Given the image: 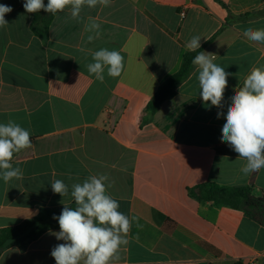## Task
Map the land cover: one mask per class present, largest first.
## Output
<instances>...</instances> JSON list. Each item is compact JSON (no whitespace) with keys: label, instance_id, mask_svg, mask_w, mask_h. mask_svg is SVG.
Returning a JSON list of instances; mask_svg holds the SVG:
<instances>
[{"label":"crops","instance_id":"1","mask_svg":"<svg viewBox=\"0 0 264 264\" xmlns=\"http://www.w3.org/2000/svg\"><path fill=\"white\" fill-rule=\"evenodd\" d=\"M111 0L85 6L80 20L70 7L54 15L45 37L31 30L25 0L12 7L0 28V123L13 120L30 131L32 147L13 157L22 179L0 178V230L34 217L40 208L73 200L51 184L101 174L108 193L132 221L114 264H264V168L245 176L238 157L220 140L233 89L253 66L264 65V44L244 29L264 28V0ZM95 20L93 42L85 25ZM195 35L201 51L231 73L222 107L199 96L196 66L154 115L147 104L174 73ZM102 48L124 57L119 77L100 82L87 69ZM108 182H106L107 184ZM214 183L249 186L261 206L253 211L200 200L190 190ZM53 229L24 247L0 253V264H56Z\"/></svg>","mask_w":264,"mask_h":264},{"label":"clouds","instance_id":"2","mask_svg":"<svg viewBox=\"0 0 264 264\" xmlns=\"http://www.w3.org/2000/svg\"><path fill=\"white\" fill-rule=\"evenodd\" d=\"M111 0H25L23 7L29 14L43 10L56 15L70 7L73 20H80L83 8H95L97 5L108 7ZM12 7L0 4V28L9 23L5 15L12 12ZM85 31L90 33L87 39L93 42L101 34V25L95 20L85 25ZM249 41L264 44V28L248 27L243 31ZM201 37L193 36L186 44L189 51H197L201 47ZM214 54L200 51L192 60L196 66L199 96L205 104L222 107L224 93L228 86L231 73L224 67L214 63ZM93 63L87 65L88 72L95 79L103 82L105 71L110 77H119L124 70V57L119 51L102 48L92 53ZM230 97L226 114L218 112L225 123L221 129L220 140L243 159L240 171L250 175L264 168V65L253 66L246 75L243 84H238ZM32 147L30 131L21 127L13 120L0 123V178L5 183L13 179H22L23 170L14 167L11 161L14 154ZM106 182H108L106 184ZM51 184L54 194L61 197L70 195L76 207L66 204L59 216H53L58 221L59 232L53 233L57 244L51 251L56 264H114L120 259L119 250L126 246V238L132 225L131 219L120 212L118 201L107 191L111 182L107 175H93L82 183L67 185L63 180L56 179Z\"/></svg>","mask_w":264,"mask_h":264},{"label":"trees","instance_id":"3","mask_svg":"<svg viewBox=\"0 0 264 264\" xmlns=\"http://www.w3.org/2000/svg\"><path fill=\"white\" fill-rule=\"evenodd\" d=\"M220 2L219 0H215ZM47 4V0H44ZM221 3V2H220ZM54 15L41 10L34 13L31 23L32 32L38 37H45L48 25ZM198 49L195 52L184 54L179 70L172 74L154 93L146 111L150 115H154L160 105L167 99L171 98L176 87L187 77L192 70V60L201 51ZM19 153V152H18ZM18 153H15L16 156ZM200 200L212 201L220 205H225L233 209H240L246 212L256 210L261 206L262 199L255 198L252 195V189L249 186L241 187H224L214 183L203 184L190 190V193L195 194ZM72 208L76 207L74 200L68 205ZM62 208H40L37 214L19 224L0 230V253L11 247H24L32 241H35L46 232L58 229V221L53 219V216H59Z\"/></svg>","mask_w":264,"mask_h":264},{"label":"built area","instance_id":"4","mask_svg":"<svg viewBox=\"0 0 264 264\" xmlns=\"http://www.w3.org/2000/svg\"><path fill=\"white\" fill-rule=\"evenodd\" d=\"M248 264H256L255 261H250Z\"/></svg>","mask_w":264,"mask_h":264}]
</instances>
